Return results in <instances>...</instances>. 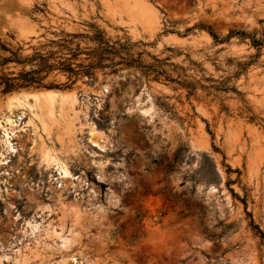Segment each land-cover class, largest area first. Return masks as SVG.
<instances>
[{
	"label": "rangeland",
	"instance_id": "rangeland-1",
	"mask_svg": "<svg viewBox=\"0 0 264 264\" xmlns=\"http://www.w3.org/2000/svg\"><path fill=\"white\" fill-rule=\"evenodd\" d=\"M260 232L264 0H0V264H264Z\"/></svg>",
	"mask_w": 264,
	"mask_h": 264
},
{
	"label": "trees",
	"instance_id": "trees-1",
	"mask_svg": "<svg viewBox=\"0 0 264 264\" xmlns=\"http://www.w3.org/2000/svg\"><path fill=\"white\" fill-rule=\"evenodd\" d=\"M201 27H203L202 25H199ZM207 31L209 32V34L212 36L213 39H217V35L215 33H213L211 31V29H209L208 27ZM100 32V31H98ZM234 32H229V35L232 34ZM236 33V32H235ZM241 33V32H240ZM98 38L97 42H98V46L91 50V53H95L97 54V60L98 62L89 66H84L83 71H80L79 69H75L74 67L71 66V63L69 62V60L71 58L69 57H64L63 61H59L57 63H50L49 62V56L48 55H42V54H37V57H35L33 60L36 61L37 63V68L34 69L32 71V73H21L19 82L14 83L12 82L10 79H6V81L4 82V89L3 91H9L14 87H27V86H36V87H41V86H45V84L42 82L44 77L41 73L45 72L47 73L50 69H53L54 67L58 66L59 69H63L65 71H68L70 73H80V72H85V73H89L91 68H93L96 65H99L102 59H103V53H106L108 50H110L112 48V45L108 44L107 41L102 40L103 37L100 36L98 34ZM229 37V36H228ZM252 42L254 45H259V41H257L256 39H252ZM76 67H78V65H76ZM261 237L264 239V234L261 233Z\"/></svg>",
	"mask_w": 264,
	"mask_h": 264
},
{
	"label": "bare ground",
	"instance_id": "bare-ground-1",
	"mask_svg": "<svg viewBox=\"0 0 264 264\" xmlns=\"http://www.w3.org/2000/svg\"><path fill=\"white\" fill-rule=\"evenodd\" d=\"M6 121V120H5Z\"/></svg>",
	"mask_w": 264,
	"mask_h": 264
}]
</instances>
